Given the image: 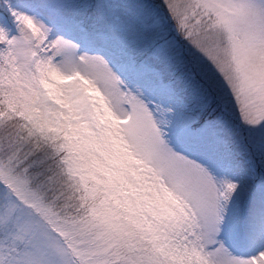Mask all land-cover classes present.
I'll return each instance as SVG.
<instances>
[{"label": "snow or ice", "instance_id": "1", "mask_svg": "<svg viewBox=\"0 0 264 264\" xmlns=\"http://www.w3.org/2000/svg\"><path fill=\"white\" fill-rule=\"evenodd\" d=\"M0 264H264V0H0Z\"/></svg>", "mask_w": 264, "mask_h": 264}]
</instances>
